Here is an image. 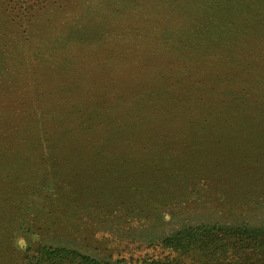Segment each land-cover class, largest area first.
Masks as SVG:
<instances>
[{"label": "rangeland", "instance_id": "374dc122", "mask_svg": "<svg viewBox=\"0 0 264 264\" xmlns=\"http://www.w3.org/2000/svg\"><path fill=\"white\" fill-rule=\"evenodd\" d=\"M26 1L0 0V264L264 227V0Z\"/></svg>", "mask_w": 264, "mask_h": 264}, {"label": "trees", "instance_id": "16d2710c", "mask_svg": "<svg viewBox=\"0 0 264 264\" xmlns=\"http://www.w3.org/2000/svg\"><path fill=\"white\" fill-rule=\"evenodd\" d=\"M26 4L32 10L42 3L35 0ZM160 245L178 252L180 257L166 262L164 259L142 261V264H192L196 260L199 264H264V227L248 224L188 227L163 238ZM28 252L23 264H113L65 247L40 246ZM182 257L188 260L183 261Z\"/></svg>", "mask_w": 264, "mask_h": 264}]
</instances>
